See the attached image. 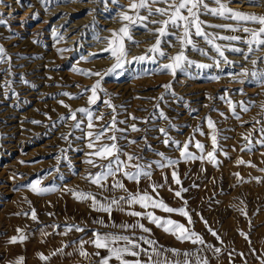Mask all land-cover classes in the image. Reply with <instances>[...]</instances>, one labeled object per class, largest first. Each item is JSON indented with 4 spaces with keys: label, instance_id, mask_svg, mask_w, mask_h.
<instances>
[{
    "label": "rangeland",
    "instance_id": "obj_1",
    "mask_svg": "<svg viewBox=\"0 0 264 264\" xmlns=\"http://www.w3.org/2000/svg\"><path fill=\"white\" fill-rule=\"evenodd\" d=\"M206 2L210 7H216L214 0ZM129 3L130 0H3L0 3V14H3L0 18L6 21L0 24V45L10 58L7 62H0V264H12L21 256L24 257L23 264H100L101 257L108 253L106 249H96L89 243L95 238L94 232L143 235L164 248L179 249L181 253L195 252L207 259L208 264H261L264 261V144L259 141L264 140L261 131L264 128V86L251 77L245 79L238 74L242 68L253 69L251 60L264 57V46L248 54L245 60L243 53L228 50L234 46L246 52L247 46L242 41L215 39L214 43L222 47L227 60L232 62L228 64L203 37L193 35L191 38L196 49H202L207 55L194 50L192 45L184 46L185 55L190 60L212 64L213 67L200 69L186 65L173 76L168 70L161 72L159 69L170 62L168 57L181 51L176 36H182L183 30L170 28L169 31L176 36L159 37L156 29L160 25L145 21L147 29L142 24L130 27L132 40H124L127 51L124 67L103 76L101 88L105 91L98 90L97 103L88 105L91 92L80 93L90 89L100 77L85 76L72 69L103 75L112 67L115 58L102 50L113 38L112 33L128 23L121 20L120 13L133 15ZM236 6L239 10L260 9L255 14L264 15V0H259V4L250 3V0L229 3L231 8ZM140 14L147 16L148 12L141 9ZM161 19L165 17H149V20ZM200 19L205 21L202 27L210 38L248 37L241 31L210 26L231 24L235 27L238 24L235 20L204 13ZM239 25L259 28L258 24L251 22L241 21ZM73 36L76 39L71 40ZM158 37L161 39L160 48L166 53L164 57L148 51ZM141 55L154 59L140 62L132 59ZM216 60H220L219 67L215 66ZM255 68L264 70V61L258 59ZM213 76L219 79H211ZM164 84H171V90L166 92L162 87ZM64 92L78 98L70 99L62 95ZM161 95L162 100L159 99ZM61 100L73 110L89 107L94 113L96 129L115 115L116 126L127 129L123 133L127 139L118 140V144L127 153L142 156L139 163L152 164L151 178L142 176L137 183L118 173L115 178L109 177L102 182L108 186L107 190L92 184L88 174L100 169L85 162L89 158L86 154L92 151L87 147V138L77 139L85 137L87 117L77 112L81 129L73 128L75 122L67 119L69 109L59 103ZM105 100L111 101L115 112L104 104ZM161 111L168 119L160 117ZM101 113L103 120H97L96 116ZM62 116L66 119L61 120ZM209 118L216 126V163L207 158L185 160L180 156V148L171 143L164 144L166 137L159 131L161 128L167 130L171 140L180 142L181 147L189 138H194L189 151L197 156L201 153L194 145L196 140L200 141L205 145L206 156L213 150L212 130L207 125ZM132 124L140 131H131ZM197 127L204 135L194 131ZM131 140L137 143L130 144ZM161 152L178 163L163 169L156 167L153 162L161 161L157 155ZM240 160L245 163H238ZM96 163L107 161L96 159ZM174 170L181 182L179 185L172 179ZM38 179L40 187H54V191L33 192L29 185ZM114 179L121 180L133 193L147 190L170 207L185 206L184 201H187L186 211L193 223L188 225L187 218L176 213L142 209L139 205L129 206L123 202L119 207L113 205L109 215L95 210L90 200L82 201L72 194L74 191L94 193L104 203H107L105 197L126 196L124 190L111 188ZM152 184L164 186L153 192ZM181 187L188 191L176 197L174 193ZM33 209L36 220L31 218ZM129 211H153L162 218L184 223L201 235L204 244L178 241L146 218L128 215ZM101 220L103 224L98 223ZM137 222L151 231L144 233L139 228L119 227ZM77 228L83 231H77ZM17 229L26 238L23 242L12 243V237L21 235ZM209 229L220 239L217 240ZM140 243L142 247H149L142 241ZM81 247L89 256L80 255ZM215 248L221 251L216 253ZM96 252L99 256L95 255ZM40 253L48 259H40ZM166 255L173 258L172 253ZM141 259L146 257L142 255ZM195 259L192 258L193 264ZM109 264H118V261L113 258Z\"/></svg>",
    "mask_w": 264,
    "mask_h": 264
},
{
    "label": "snow or ice",
    "instance_id": "obj_2",
    "mask_svg": "<svg viewBox=\"0 0 264 264\" xmlns=\"http://www.w3.org/2000/svg\"><path fill=\"white\" fill-rule=\"evenodd\" d=\"M232 0H214L216 7H210L206 0H130L128 8L132 11L133 15H129L127 12H121L120 18L123 21H127L128 23L124 24L118 31H114L112 33V39L109 40V44L106 48L102 51L109 52L112 57L115 58V63L109 68L103 75L100 72H90L88 70H82L79 68H73L74 72L80 73L82 75H94L100 77V79L96 80V82L91 86L90 89H84L80 95H84L85 92L90 91L91 95L88 96L87 104L88 105H95L97 100L99 99L97 92L98 90L105 91L101 88V80L103 79L104 75H108L109 73L116 72L117 69H122L126 63L127 51L125 49L124 40L127 38L128 40H132V36L130 35L129 29L132 26L137 24H142L147 29V24L145 21L151 24H159L160 27L156 29V32L159 33V37H165L168 35L176 36V33L170 32L169 29H182L183 33L182 36H176V39L181 44V51L178 52L175 56L168 57L169 63L163 64L160 67V71L163 72L168 70L171 72L173 76H175L177 70H184L185 66H192L195 65L200 69H208L212 68V64H203L197 63L196 61L190 60L184 52L185 45H192L194 50H198L201 52L202 55H207V52H204L202 49H196V45L192 40V36L203 37L205 41L212 45L215 52L219 55V57L223 58L225 63L231 64V61L227 60L225 56V52L221 46L214 43L215 39L227 40V41H242L247 46V51L244 52L243 49L239 47H229V51L234 53H243L245 60L248 59V54L253 53L255 50H261L262 46H264V15H257L255 13H245L238 10H234L229 7V3ZM0 3H3V0H0ZM250 3L259 4V0H250ZM157 4H164L166 7H153ZM141 9H145L148 12L147 16L141 15ZM187 13L186 15L184 13ZM204 14H211L212 16H219L224 19L235 20L238 22L237 26H233L231 24H219V25H210L212 27H219L225 29H231L232 31H241L243 33L248 34L246 39H243L240 36L231 35V36H211L210 34L205 32L202 25L205 21L200 19V15ZM3 14H0L2 16ZM153 15H159L161 17H165V19L161 20H149V17ZM251 22L253 24H258L259 28H250L246 26L239 25V22ZM6 21L0 18V24H5ZM194 29V31H193ZM151 31L150 29H148ZM157 38L155 44H153L148 51L153 53H158L159 56L164 57L166 53L161 50V39ZM255 46V47H254ZM63 51V50H60ZM95 55V54H92ZM10 58L8 57L4 47L0 45V62H7ZM133 60L140 62L144 61L145 59H154L153 57H147L145 55L136 56L132 58ZM260 61H264V57L258 58ZM258 59H252L251 64L253 65V69L249 70L248 68H242L241 72L238 74L239 76L244 77L247 79L251 77L255 80L258 84L264 86V70H256L255 66L258 63ZM215 66H220V60L215 61ZM213 80L219 79L217 76L211 77ZM241 83L244 80L240 81ZM24 83H28V81H24ZM79 87V85H77ZM162 87L165 91L171 90V84H164ZM64 96H68L70 99H75L78 97L72 96L68 92L62 93ZM163 95L159 99H163ZM223 99V97H222ZM59 103L69 109V113L67 119H71L75 123L73 124V128L81 129V122L77 121L76 113H82L87 117V131L85 132V137H78L77 139L87 138L88 143L87 147L91 149L89 153L86 155L89 157L85 162L92 165L93 167H97L100 171L96 173H89L88 179L92 184L98 185L102 189H108V186L104 181H107L109 177L115 178L118 173H122L124 177L129 180L135 181L139 183L141 177L151 178V167L152 164H141L139 163L140 160L143 159L142 156H138L135 154H129L124 151V147L118 144V140L120 139H127L126 136L123 135L127 131V129L118 128L117 119L115 115H112L111 120L107 124L100 125L99 129H96V125L93 123V116L94 113L89 107H81L78 109H71L70 105L65 104L64 101H59ZM104 104L107 105L109 108L115 112V107L111 103L110 100H105ZM244 111H247V108H243ZM234 114L235 111L233 110ZM160 117L163 119H168L164 112L161 111L159 113ZM223 115V114H221ZM103 114L96 116L97 120H103ZM237 118H239L237 116ZM61 120H65V117H60ZM132 119H137L136 117H132ZM32 123H39V121H32ZM120 123H126V121H120ZM208 128L211 131V144H212V151H208L205 153V145L200 141H195V148L199 150L201 155L197 156L193 152L189 151V145L193 142L194 138H189L188 141L184 142L182 147L180 142L171 140L168 137L167 130L165 128L159 129V131L166 137L164 139V144L167 146L170 143L175 145L177 148H180V156L185 160H204L207 158L210 162L216 163L215 159V151L218 146L217 134H216V126L215 123L209 118L207 119ZM171 127H175V125H171ZM96 129V130H93ZM131 131L137 132L140 131L136 127L135 124L130 126ZM194 131L200 132L201 135L204 133L197 127ZM264 132V128L261 129ZM121 133L120 136H117L116 133ZM109 133H111L109 135ZM67 139V137H63ZM107 141V142H106ZM130 144L137 143L135 140L129 141ZM259 143L264 144V140L259 141ZM162 159L161 161H155L156 167L163 169L164 167H171L178 163L176 160H172L165 156L164 153H157ZM124 156L126 159H121ZM96 158L101 161H107L104 164H97ZM136 161V163H133ZM163 161V162H162ZM238 163L243 164L245 161L240 160ZM250 163V162H249ZM254 167V165H252ZM131 169V170H129ZM239 175V174H237ZM165 178V182H166ZM172 179L173 181L179 185L181 182L177 177V173L174 170L172 172ZM41 181L38 179L34 181L29 187L31 190L37 194H44L51 191H54V187H40ZM162 184H152L150 187L152 188L153 192H156L157 188L163 187ZM111 188L115 189H122L124 190L127 195L126 196H119V197H105L104 200L107 203L101 202L97 199L94 193H86V192H73L72 194L79 200H90L91 206L97 210L106 212L111 215L112 206H120L121 202L132 206V205H139L142 209H160L164 213H176L181 217L187 218L188 225L193 223L192 217L189 215V212L186 211L187 201H184L185 206H181L178 208L170 207L163 199H155L152 195L149 194L147 190L136 191L135 193L129 191L124 183L119 179H114V182L111 185ZM171 190V189H170ZM188 189L181 187L178 191H175L176 197H181L182 192H186ZM124 209L121 208V211ZM243 212V209H241ZM128 215L137 217V218H146L149 222L156 225V227L161 228L165 233L173 235L178 241H191L193 244H204V240L200 234L192 231L189 227H186L184 223L178 222L171 218H162L159 215H155L153 211H129ZM31 218L33 220L37 219L36 212L33 209L31 213ZM98 223L103 224L104 221H98ZM207 222L205 221V224ZM115 227V225H113ZM122 229H129V228H139L144 233H149L151 230L143 223L137 222L136 224H121L119 225ZM70 230V229H69ZM77 231H83L81 228H77ZM18 232H21L19 237H12L11 242L15 243L17 240L23 242L25 240V236L22 234L20 229H17ZM211 234L216 237L217 240L220 237L217 235L215 231L209 229ZM94 239L89 241L92 243L96 249H106L108 255L101 257L100 264H109L111 259H115L118 261V264H193L192 258L195 257V264H208L207 259L197 255L195 252L185 251L183 253L180 252L179 249L174 248H164L161 245H158L156 241L148 239L146 236H139L135 237L133 234L130 235H121V234H100L97 232L93 233ZM247 239V236L245 235ZM143 244L148 245V248L142 247L140 242ZM120 242H123V246H120ZM208 247H212L208 245ZM57 251H62V249H57ZM214 251L219 253L221 251L220 248H215ZM166 253H172L173 258H169ZM40 259L47 260L48 257L44 256V254H38ZM55 255V252L52 253ZM80 255L87 257L89 253L83 250L81 247ZM95 255L99 256V252H96ZM146 257V259H141V256ZM126 256L135 257L134 260L126 259ZM183 259H180V257ZM24 257H18L12 264H23ZM261 264H264V261H261Z\"/></svg>",
    "mask_w": 264,
    "mask_h": 264
},
{
    "label": "bare ground",
    "instance_id": "obj_3",
    "mask_svg": "<svg viewBox=\"0 0 264 264\" xmlns=\"http://www.w3.org/2000/svg\"><path fill=\"white\" fill-rule=\"evenodd\" d=\"M239 6V5H238ZM233 9L235 10H238V11H245V12H248V13H259L260 9H252V8H245L243 10H239V8L236 6V7H232ZM63 10H64V7H63ZM69 10V9H68ZM12 12V11H11ZM10 11H8V13H11ZM27 13V12H26ZM76 39L74 36L71 38V40H74ZM72 45V44H71ZM74 47V46H73ZM68 52V51H67Z\"/></svg>",
    "mask_w": 264,
    "mask_h": 264
}]
</instances>
